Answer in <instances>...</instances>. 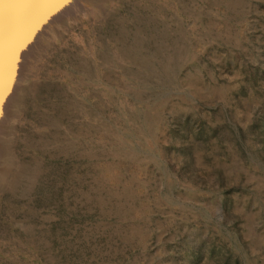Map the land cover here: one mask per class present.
<instances>
[{"label":"rangeland","instance_id":"obj_1","mask_svg":"<svg viewBox=\"0 0 264 264\" xmlns=\"http://www.w3.org/2000/svg\"><path fill=\"white\" fill-rule=\"evenodd\" d=\"M83 3L13 107L0 264H264V0Z\"/></svg>","mask_w":264,"mask_h":264},{"label":"snow or ice","instance_id":"obj_2","mask_svg":"<svg viewBox=\"0 0 264 264\" xmlns=\"http://www.w3.org/2000/svg\"><path fill=\"white\" fill-rule=\"evenodd\" d=\"M68 0H0V116L6 93L11 92L19 53L33 34L35 23L44 10Z\"/></svg>","mask_w":264,"mask_h":264},{"label":"bare ground","instance_id":"obj_3","mask_svg":"<svg viewBox=\"0 0 264 264\" xmlns=\"http://www.w3.org/2000/svg\"><path fill=\"white\" fill-rule=\"evenodd\" d=\"M83 1L84 0H68L66 4H53L50 8L44 10L42 17L34 25L33 34L25 41L26 46L19 53V62L16 66L15 79L10 85V94H5L6 101L3 106V115L0 116V173L5 172L7 169V166L4 165L3 159L6 156L8 149L6 142L9 131H11L9 128L11 127V117L13 118L12 115L15 114H13V111L15 110H13V107L18 101L20 92H22L25 87H23L22 82L26 79V71L31 59L36 57L39 49L43 45L41 37L47 35L49 31L51 32L54 30L58 24L84 11L85 6Z\"/></svg>","mask_w":264,"mask_h":264}]
</instances>
